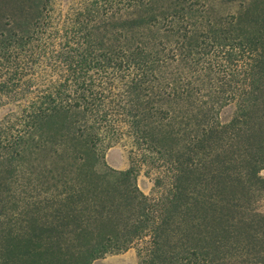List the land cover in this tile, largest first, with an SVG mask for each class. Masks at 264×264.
Returning a JSON list of instances; mask_svg holds the SVG:
<instances>
[{
  "label": "trees",
  "instance_id": "trees-1",
  "mask_svg": "<svg viewBox=\"0 0 264 264\" xmlns=\"http://www.w3.org/2000/svg\"><path fill=\"white\" fill-rule=\"evenodd\" d=\"M0 114V264H264V0H0Z\"/></svg>",
  "mask_w": 264,
  "mask_h": 264
},
{
  "label": "rangeland",
  "instance_id": "rangeland-1",
  "mask_svg": "<svg viewBox=\"0 0 264 264\" xmlns=\"http://www.w3.org/2000/svg\"><path fill=\"white\" fill-rule=\"evenodd\" d=\"M224 7L225 9L235 10L237 4H226ZM235 109L236 106L233 103L222 107L219 112V119L222 122H227L232 118ZM130 139L131 138L125 136L124 139L113 141L110 145H107L104 152L103 162L99 167L103 169L107 165L117 170L128 169L131 166L132 157H136L137 154V151H135L134 154L131 153L133 145L130 142ZM155 176L156 172L147 165L140 167L137 184L145 194L152 195L154 193ZM257 209L264 213V197L258 202ZM137 246L138 244H134L130 248L121 252H108L105 255L94 259L91 264H140Z\"/></svg>",
  "mask_w": 264,
  "mask_h": 264
}]
</instances>
